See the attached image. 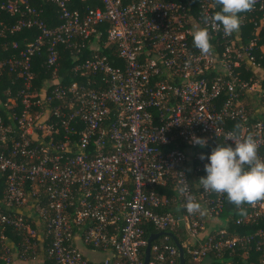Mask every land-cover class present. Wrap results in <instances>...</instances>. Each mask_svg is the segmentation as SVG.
Here are the masks:
<instances>
[{"label": "built area", "instance_id": "built-area-1", "mask_svg": "<svg viewBox=\"0 0 264 264\" xmlns=\"http://www.w3.org/2000/svg\"><path fill=\"white\" fill-rule=\"evenodd\" d=\"M44 1L56 6L53 26L30 0H0L15 17L0 22L1 35L38 30L0 60V81L4 70L12 85L20 79L0 98V263L46 240L56 264H143L148 236L161 231L147 264L178 263L173 235L194 264H264V199L224 214L226 195L199 181L201 154L233 144L224 140L233 130L237 140L256 137L264 160V0L240 14L233 34L210 30L208 54L193 46L192 32L214 15L215 0H95L85 11ZM87 40L92 54L73 66L78 79L64 83L59 47L78 59ZM43 50L50 76L37 85L32 58ZM190 198L205 215L186 211ZM228 221L261 225L230 234ZM79 243L106 256L90 259Z\"/></svg>", "mask_w": 264, "mask_h": 264}, {"label": "clouds", "instance_id": "clouds-1", "mask_svg": "<svg viewBox=\"0 0 264 264\" xmlns=\"http://www.w3.org/2000/svg\"><path fill=\"white\" fill-rule=\"evenodd\" d=\"M219 6L211 17L205 16L204 26L197 27L192 32L193 46L202 54L212 50L210 43V30H222L231 35L239 30L241 13L252 9L255 0H216ZM231 139L234 143L229 145L218 143L201 159L205 160V175L199 178L203 189L225 194L228 201L238 208L243 204L252 205L264 199V160L258 157V139L249 134L241 140L236 139V130L228 133L224 140ZM192 142L203 148L206 140L201 137H192ZM180 193L186 191L185 186H179ZM184 207L188 213L205 215L201 204L188 199ZM243 214V210H241Z\"/></svg>", "mask_w": 264, "mask_h": 264}, {"label": "trees", "instance_id": "trees-1", "mask_svg": "<svg viewBox=\"0 0 264 264\" xmlns=\"http://www.w3.org/2000/svg\"><path fill=\"white\" fill-rule=\"evenodd\" d=\"M37 0H30V2L36 6H40L39 4L36 3ZM216 2V0H215ZM100 4L98 1L95 0H70L69 2V7L71 8H78L81 11H85L86 8L93 7ZM42 17L45 20V22L49 26H53L58 23V18L56 14V6L53 3H47L44 0H42ZM219 6L217 5L216 2V8L214 11H217ZM15 20L14 16L9 15L8 13L1 11L0 10V22L2 24H10L13 23ZM0 24V27L2 26ZM106 24H102L100 26L101 29H104ZM38 34V30L36 28H23L22 30L19 31H9L5 30L4 33L1 35L0 34V60L1 59H6L9 56L16 55L18 53V50L24 46V44L30 40L33 39L36 35ZM15 41L18 44V48H13L12 47V42ZM86 46L89 45V40L86 41L85 43ZM90 46V45H89ZM104 53L108 55L109 60L114 61L115 63H120V60L116 57L115 52L112 50V48H106L103 50ZM92 54L91 49L83 48L81 52L78 53V60H74V54L63 47H59V68H58V73L63 78L64 83H69L70 81L74 79H78V77L74 74L73 72V66L75 63L82 61L86 57H89ZM46 57L45 50L42 51L41 54L36 55L32 58V69L36 73V78L34 80L35 84H40L43 78L49 77L50 73L49 70L45 67L44 65V59ZM48 70V72H47ZM14 74L8 72L7 70H4L2 72L1 76V81H0V98H4L5 94L3 93V89L10 87L12 90H15V88L18 86L20 83V79H17L16 82L14 83L15 85H12L11 80L14 79ZM229 125V124H228ZM179 144V147H181L183 144L182 143H176ZM174 147V144H169L168 146H164V150H166L168 147ZM184 147V146H183ZM201 150H207L211 148V145L204 146L203 148L199 147ZM156 190L159 193L167 194L170 195L172 194L171 188L169 186L163 187V186H155ZM234 204L230 203L225 196V211L224 214L228 213L230 209L233 207ZM228 229L230 231V234L232 232H237V233H244V232H250L256 228H258L261 224H256V225H236L232 221H228ZM153 228L149 226L147 228V232H152ZM6 233L10 236L15 241H20L21 237L19 235H16L11 232V230L8 228L6 230ZM47 241L45 240L44 243V251L46 247ZM37 247V246H36ZM35 255V251L32 252L31 250L26 253V256H21V259H27L28 257H32ZM185 263L184 264H194L193 261L191 260L190 256L185 252ZM3 264V263H0ZM44 264H56L55 260L50 257H46L45 255V263ZM178 264V263H177Z\"/></svg>", "mask_w": 264, "mask_h": 264}, {"label": "rangeland", "instance_id": "rangeland-1", "mask_svg": "<svg viewBox=\"0 0 264 264\" xmlns=\"http://www.w3.org/2000/svg\"><path fill=\"white\" fill-rule=\"evenodd\" d=\"M37 4H42L41 0L36 1ZM32 214L35 215V213L31 210L30 211ZM210 225H207V228H209ZM79 248L90 258V259H95V260H100L104 256H106V252L102 250H96L91 247H87L81 243L78 244ZM28 260L37 264H44L45 263V253H44V246L42 244L37 245L35 248V257H28ZM222 261L220 260L219 263Z\"/></svg>", "mask_w": 264, "mask_h": 264}, {"label": "water", "instance_id": "water-1", "mask_svg": "<svg viewBox=\"0 0 264 264\" xmlns=\"http://www.w3.org/2000/svg\"><path fill=\"white\" fill-rule=\"evenodd\" d=\"M159 234H161V231H158V232H155V233H151L149 236H148V241H147V245L145 247V256H144V261H143V264H147L148 262V259H149V249H150V244L152 242V240L158 236ZM173 240L175 242V244L177 245V248H178V257H179V260H178V264H184L185 263V255H184V250L179 242V240L173 235Z\"/></svg>", "mask_w": 264, "mask_h": 264}, {"label": "crops", "instance_id": "crops-1", "mask_svg": "<svg viewBox=\"0 0 264 264\" xmlns=\"http://www.w3.org/2000/svg\"><path fill=\"white\" fill-rule=\"evenodd\" d=\"M42 1V0H41ZM40 5V4H39ZM42 8V4L39 6ZM43 9V8H42ZM84 48H87L89 50V45L86 46ZM74 60H78V59H75ZM76 64V63H75ZM13 264H37V263H34V262H31L29 261L28 259H21V258H18L17 256L14 257V260H13Z\"/></svg>", "mask_w": 264, "mask_h": 264}]
</instances>
